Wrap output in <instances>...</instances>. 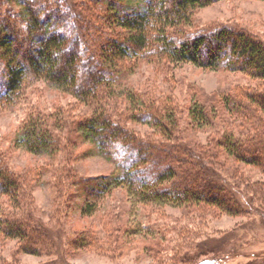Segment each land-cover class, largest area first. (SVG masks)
<instances>
[{
    "label": "rangeland",
    "instance_id": "rangeland-1",
    "mask_svg": "<svg viewBox=\"0 0 264 264\" xmlns=\"http://www.w3.org/2000/svg\"><path fill=\"white\" fill-rule=\"evenodd\" d=\"M75 1L77 10L82 11L91 0ZM92 1L95 14L101 13L105 0ZM137 1L142 2L124 0L121 5L133 7ZM50 22L53 29H67L55 18ZM220 26L242 29L264 41V0L215 1L196 9L182 34L210 32ZM71 28L68 34H72ZM120 33L115 28L111 35L121 40ZM172 35L180 36L177 32ZM32 41L29 33L17 35L21 49ZM83 47L79 54L81 66L87 62ZM87 67V71L96 69L90 64ZM92 73H80L82 84ZM114 74L111 84L97 87V93L104 95L102 103H107L106 109L116 124L144 141L192 145L211 158L233 186L255 200L250 204L242 197L244 212L226 214L206 204L139 203L124 185L89 192L83 182L115 175L120 164L114 160L115 155H101L81 137L78 123L96 104H82L51 82L29 76L17 97L0 100V162L21 190L17 201L0 195V215H33L37 223L48 225L52 235L61 238L67 255L58 256L51 246L34 255L23 246L21 249L17 240L0 234V264H264V171L236 161L215 142L230 130L235 136L243 135L245 117L260 114L248 97L261 90L262 82L225 68L170 63L148 50L138 59L121 61ZM128 94L145 104L142 111L147 108L153 117L169 115L174 119L173 138L164 135L154 120L146 119V114L129 102ZM194 104L205 109L208 123L200 125L190 120L188 111ZM30 115L47 120L57 152L33 154L16 145V136ZM181 149L186 152L184 146ZM91 184L94 189L97 183ZM87 203L95 205L91 214L84 210Z\"/></svg>",
    "mask_w": 264,
    "mask_h": 264
},
{
    "label": "trees",
    "instance_id": "trees-1",
    "mask_svg": "<svg viewBox=\"0 0 264 264\" xmlns=\"http://www.w3.org/2000/svg\"><path fill=\"white\" fill-rule=\"evenodd\" d=\"M122 1L105 0L103 11L95 14L92 0L82 6V11L77 10L78 1L75 0H0V100L11 101L17 97L24 80L31 76L51 82L82 104H96V107H89L92 110L78 123L81 137L92 143L101 155H115L114 160L120 164L115 175L83 182L91 193H95V189L105 192L113 186L124 185L139 203L157 206L206 204L226 214L244 212L245 206L240 199L244 197L251 204L255 197L233 186L215 168L211 158L190 144L171 145L136 138L112 120L107 103H102L105 97L97 93V87L110 85L120 62L138 59L145 50L151 55L164 56L170 63L189 62L212 70L225 68L260 80L261 90L248 97L260 114L245 117L248 118L246 135L244 132L235 136L230 130L221 141L215 142L236 161L264 171V41L229 26H220L210 32L182 34L196 9L219 0H142L133 7L121 5ZM69 9L75 15V22ZM52 18L67 28L66 31L51 28ZM70 28L72 34L67 33ZM115 28L121 30V40L112 37ZM22 32L29 33L33 40L25 49L17 43V35ZM176 32L180 36L172 35ZM81 45L87 61L85 66L79 63ZM87 64L96 69L87 71ZM81 72H93L91 78L83 79V84L79 78ZM127 99L136 104L139 111L144 110L145 104L138 103L140 100L135 95L128 94ZM146 109L142 111L146 114L144 117L154 120L164 135L173 138L174 119L169 115L153 117ZM188 113L192 122L200 125L209 122L201 105H192ZM46 123L41 115H30L16 136V145L33 154L57 152L55 138ZM90 182L97 183L94 189ZM20 191L0 162V195L17 201ZM94 206L93 203L85 204V212L91 214ZM0 234L6 239L17 240L21 249L34 255L50 246L58 256L67 255L61 238L57 234L53 236L48 225L37 223L33 215H0ZM83 238L80 239L85 242Z\"/></svg>",
    "mask_w": 264,
    "mask_h": 264
}]
</instances>
